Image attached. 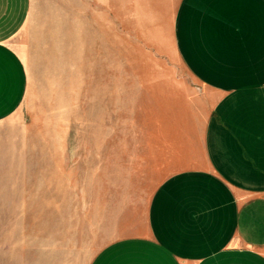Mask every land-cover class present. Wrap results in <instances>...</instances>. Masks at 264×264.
<instances>
[{
	"label": "crops",
	"instance_id": "1",
	"mask_svg": "<svg viewBox=\"0 0 264 264\" xmlns=\"http://www.w3.org/2000/svg\"><path fill=\"white\" fill-rule=\"evenodd\" d=\"M148 2L182 73L141 84L131 176L103 222L94 213L92 228L111 238L89 264H264V0ZM88 7L111 17L117 0ZM34 8L0 0V120L27 97L17 42Z\"/></svg>",
	"mask_w": 264,
	"mask_h": 264
},
{
	"label": "rangeland",
	"instance_id": "2",
	"mask_svg": "<svg viewBox=\"0 0 264 264\" xmlns=\"http://www.w3.org/2000/svg\"><path fill=\"white\" fill-rule=\"evenodd\" d=\"M89 1L35 0L17 42L29 87L0 120V264L91 262L111 238L92 228L94 213L103 222L131 176L123 166L126 147L139 145L141 84L182 73L158 46L152 2L117 0L109 17Z\"/></svg>",
	"mask_w": 264,
	"mask_h": 264
}]
</instances>
